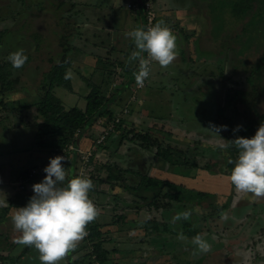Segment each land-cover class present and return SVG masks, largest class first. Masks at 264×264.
<instances>
[{
  "label": "rangeland",
  "instance_id": "obj_1",
  "mask_svg": "<svg viewBox=\"0 0 264 264\" xmlns=\"http://www.w3.org/2000/svg\"><path fill=\"white\" fill-rule=\"evenodd\" d=\"M12 2L13 0H10V3H8L10 4L9 6L5 3L1 4L3 9H0V30L5 27L10 29L17 23V25L14 26V31L22 34V36H20L21 42L9 48V50L15 52L24 48L25 54L32 56V58L23 66L24 74L22 76L28 82H18L15 86L17 88L20 86V88H25L13 90L12 92L0 96V151L4 152V154L0 156V184L8 185L9 183V186L6 187L10 188V191H5L7 197L5 196L0 200V205H14L10 215L15 214L16 210L21 208L20 206L28 204L31 197L35 194L33 192V185L41 183L46 176V173L43 174L45 168L41 165L32 170V175L28 177L27 180H21L20 178L19 172L22 169L26 168V166L31 168L33 164H42L44 158H49L48 153H50L52 149L50 147L42 149L41 147H34L31 144L41 125L42 118L39 117L35 106L29 110L24 108L19 109V103L21 102L24 105V103L35 102L37 100V93L40 91L39 88L46 82V74L44 71V73H42V70L52 66V62H48L49 55H56L57 53L55 52H60L62 44H64L63 47L71 44L73 47L76 46L79 48V50L72 49L69 52L70 56L75 59L74 66L69 71L73 80L74 91L69 92L64 88H55L53 91L54 94L63 101L67 109L72 107L85 109L86 101L84 98L88 94L89 89L83 77L86 76L96 81L98 76L95 70L100 66V62L98 63L95 59L92 60V65L91 59L87 58H90V56L85 54L92 53L93 55L94 53L99 56L111 58L113 57L112 55H115L117 59H112L115 60L116 70H119L122 68V60L124 61L127 56V61L129 62L131 53L136 50L134 42L131 40L128 41V44H125V46L118 47L119 49L114 48L116 49L114 50V54L113 51H111L112 48H105V52L102 50V40L98 37H92L91 32L87 35L85 34L86 27L77 28L78 33L70 35L68 32L71 29H65L64 26L70 25V23L72 24L78 18L79 21L86 20L87 17L89 18L88 12L92 14L93 12L99 13L100 16H104L106 20L109 19L110 21L113 12L119 13L128 11V6L133 8L134 11L140 10L139 8L135 10L136 7H134L133 4H139L140 0H82V6L78 7L79 5L77 4L72 8L70 7L69 0H16L15 4H11ZM75 2L81 1L75 0ZM152 2L153 9L158 15V23L161 21L164 22V18L167 16L169 9L176 10L177 8H181L182 4L186 5L185 8L188 7L190 9V12L183 10L179 11L180 13L176 12L179 16L168 15L173 16L171 21L167 22V27H169L177 37L176 43L179 56L167 69H162L157 63H154L151 71L152 81H150L149 86L144 90L138 92L136 100L134 98L136 91L131 89L129 93L125 92L120 94L115 104L110 106V109L112 107L115 113L122 114L121 120L125 119L130 126L126 127L128 131L134 127L135 130L148 132L149 135H159V137L165 139L164 141L166 143L171 144L173 148V150H171L172 157L168 155V158L182 165L174 166V171H169L171 173L168 174L167 185H173L174 187H171L173 191L179 190L181 192L180 200L186 203H201L202 205H207L206 202L203 203V199L205 198L204 195L207 194V199H209L208 202H212V205L223 207V205H228L229 203L228 196H218L216 192L218 189L216 178L211 175L210 170L222 171L224 174L230 171V161H232V159L230 153L224 146L225 142L221 140L222 144L219 145V141L210 137V139H207L203 144L193 143V141L198 140V137H201V135L197 136V134L188 131L182 132L175 129L173 126H181L186 130L195 129L196 131L197 129L205 135L207 133H209L208 135L216 134L211 129V125H216L209 121L214 120L220 113V118L218 119L217 117V119L222 121L224 125L219 124L218 127L227 126V130L229 128L233 129L232 131L230 130L232 132L230 135L231 139L227 137V130L219 132L223 134L226 133L227 136L224 135L225 138L227 137V139L232 142L240 136L243 137L244 134L242 131L234 132V129H236L238 125H242V129H246V138H252L258 130L257 128L260 126L255 123L258 118L256 113L257 110L255 105H253V98L260 94L258 92H264V89H259V86H261L259 82L257 83V91L255 92L252 81L249 82L248 79L255 74L257 76L259 73L264 72V62L260 69L256 68L255 65L257 63H252L248 59L249 54H251V52L253 53L254 49L244 50L242 49L243 47H237L238 38L236 34L237 31L241 30L242 26H244V23L239 20L240 17L236 16L232 10L236 4V0H152ZM165 4H167L168 9L165 7ZM93 5L99 8H92L94 7ZM78 8L82 10L81 14H79ZM129 11L134 12L133 10ZM19 14L20 17L25 18L22 23L17 20ZM82 16L85 17V19L82 18ZM175 27L178 29L176 30ZM255 29L259 34L264 32L263 28L260 27V23L256 25L254 30ZM189 30H193L196 33L188 36L184 35L182 32L185 31L189 33ZM87 36L93 42L89 43L91 49L88 48V44L85 41ZM257 39H260V47L263 48L264 34ZM26 41L28 45H30V49L28 50L31 54L27 51L26 44H24ZM95 42L99 45L93 48L91 44ZM13 43L14 42H12V44ZM35 44H39L41 47L45 45V50L42 48L39 52L38 50H34ZM243 45L245 46V44ZM125 48L127 50H125ZM246 48H248V46H246ZM181 49L184 50V52L181 51ZM75 50H77V52H75ZM256 52L258 55H262L264 51L259 50ZM109 53L111 56L108 55ZM2 55L3 52H0V56ZM138 71L139 68L136 73ZM153 76L157 78L153 79ZM221 77H223L222 80ZM105 79L107 83L105 86L107 94L111 95L115 93L117 86L116 83L113 82L112 77L106 76ZM160 79L161 81H158ZM220 81H222V83H220ZM214 82L215 85L213 84ZM218 85L222 86L223 90L225 88L231 90L223 92ZM185 88L187 89L183 92L182 90H185ZM238 90H241L239 94ZM12 100H16L15 104L10 102ZM139 100L141 102L136 104ZM5 102L8 105V107L6 106L8 109L7 111H4L3 107V103ZM124 108L129 110L127 114H123ZM137 111L142 113L143 118L150 120L159 127L152 128L153 125L146 126L145 124H142V127H136V124L132 121V114H135H133V117L137 116ZM100 128L102 129V127L99 126V129ZM101 129L100 132H102ZM151 129H154L152 130L154 131L152 134L149 132ZM166 131L172 135H165L164 133ZM182 133H184L185 136L181 135ZM118 134L120 133L111 131L105 142L107 143L109 138V140H112V138L117 137ZM90 135H92L93 139L89 138L88 134L83 136V140H81L80 143L81 150L85 152L90 151L93 154L94 150L99 148L96 156L106 161L110 158V162L113 161V166L115 164V167L121 170L120 172L114 171L115 175L121 173L120 176L124 179L123 181L119 180L118 184L132 186L137 182L136 180H144L143 176H138V171L132 172L126 170L129 167L138 170V164L141 163L139 161L140 158L135 155L133 149H130L132 146L134 149L136 147L139 149L142 148L139 141L130 140L133 133L129 135L128 139L124 140L123 144H121L116 151L115 146L111 145L112 148L109 151L110 153L107 154H105V149L100 147L98 142L95 143L98 136H100L97 134V131H93ZM7 146H9V148ZM57 156H62V154L57 153L54 158ZM84 157H86V155ZM48 161L50 160H45L44 162ZM155 161L154 159L153 162ZM184 161L188 162V164L184 165ZM197 164L202 167V170L200 168V179H191V176L199 170L198 168H190V166H197ZM208 165L211 166L207 167ZM104 175L106 176V173ZM10 179L13 180L10 181ZM149 181L150 180H147L146 183ZM65 185L66 183L64 182V185L61 186ZM110 186L113 187V185ZM110 186L105 187L109 193L108 195H99L97 197V195L91 194L93 201L98 203L101 207L98 219L102 216L103 218L100 221L105 222V217L111 215V205L127 204L123 199L124 196L129 199V202L134 199L138 201L137 203H139V205H144L139 196L136 198L125 189H120L119 191L118 186H115V190L108 189ZM153 186L156 188L154 191L156 192L158 187H156L155 184H153ZM234 192L233 194H235ZM137 193L140 194V196L153 195L152 191L145 193L144 189ZM221 210L223 211V209ZM250 212L252 213L251 217H257L260 212H264V207L252 208ZM145 213L148 214L147 217L149 218L154 217V213L148 211H145ZM214 214L217 215L218 213L215 212ZM156 217L161 218L159 214ZM204 222L205 220H200V225L203 226ZM241 222H243L241 226L244 227L245 220ZM8 223L9 221L0 214V230H5V224L7 225ZM210 225L211 226H205L208 230L207 234L213 233L207 240L217 245L216 247L220 249L223 248L222 245H226L224 247L230 246V244L238 245L243 243L245 245L246 243L241 241L245 240V237H249V234L245 233L243 228H236L234 226L230 228L221 218L211 221ZM255 227L259 229V231L261 230L260 228H264V219H255ZM202 231L204 234L206 232L205 228ZM232 232L234 234H231ZM213 237L214 239L224 240L218 242L215 241ZM257 237L258 235L256 238ZM139 240V238L135 239V246L132 249L137 252V250H140L138 248H142L148 254V240H146V243H140ZM229 240L231 241L229 242ZM262 240V243H264V237H262ZM258 245V243L255 246L253 245V248L258 247ZM153 246H156V244L153 243ZM176 247L180 248L181 246L179 244ZM231 247L234 249V246ZM178 248L174 249L177 252L178 259L182 263V261H184L183 257L188 256V253ZM250 248L251 247H248V249ZM85 251L84 249L83 252ZM5 252L6 251H4V253ZM168 252H170L169 249ZM8 253L12 254V262H16V260L24 256L21 245L18 248L16 247L13 252L12 249H10ZM135 254L138 255L139 253L137 252ZM129 257L130 256L127 255L125 259L119 260L118 258H113L110 260V264H118V262L120 264H127V258ZM27 258L28 257L23 258L24 262H26L25 260ZM178 259L173 260L174 264H178ZM66 262L67 259L61 263L65 264ZM252 263L259 264V257H255Z\"/></svg>",
  "mask_w": 264,
  "mask_h": 264
},
{
  "label": "trees",
  "instance_id": "obj_2",
  "mask_svg": "<svg viewBox=\"0 0 264 264\" xmlns=\"http://www.w3.org/2000/svg\"><path fill=\"white\" fill-rule=\"evenodd\" d=\"M146 0H140V7L143 8L144 15L146 16L145 12V5ZM135 6L137 4L134 3ZM233 12L236 14V16H239L244 23V26H242L241 30L237 31L236 37L238 38L237 41V47L240 46L243 47L244 50H251L254 49V52L249 54L248 59L250 62L257 64L255 65L256 68H259L263 65L264 62V52L262 55H258L256 51H264V47H260V39H257L259 36L264 34L262 32L261 34L254 30L256 25L260 23V27L264 30V0H236V4L234 5V8L232 9ZM156 24V19L155 23ZM145 25H146V17H145ZM65 29L70 28V25H65ZM71 29V28H70ZM147 30L146 28H144ZM254 30V31H253ZM72 29L69 30L68 33L72 35ZM254 32V33H253ZM1 38H0V52H3V55L0 56V96L12 92L13 90H21L23 88L15 87L18 82L24 83L28 82L26 79L23 78V67L21 69H14L11 65V63L8 60L9 54L12 53L9 48L14 47L15 45L19 44L21 42V38L17 36L18 33L14 31V27L12 28H4L3 30H0ZM22 36V34H20ZM230 36V35H229ZM16 37L20 40L19 43H13L16 40ZM70 38V37H69ZM30 43V42H29ZM34 44V42L32 41ZM245 44V46L243 45ZM62 44L61 51L55 52L56 55H49L48 62H52V66L48 69L42 70V73L45 72L46 74V82L43 86L39 88L40 91H38V97L37 100L30 104L26 105L24 103H19V109H26L29 110L32 107L37 108V112L39 117L42 118L41 125L39 126L38 131L35 134L34 140L31 142V144L34 147H41L42 149H46L47 147H50L52 150H50V153H48L49 158L43 160L42 164H33V166H36L34 168H38L39 166H43L46 168L49 166L50 161L44 162L45 160H50L51 158H54V156L57 155V153L62 154L66 159L62 161V164L67 172V177L65 183L76 177H80V172L82 168H86V173L83 176L84 178H90L93 181L94 189L89 193V196L91 198V194H94L96 192V187H99L98 183L102 182V179L96 178V173L93 171L95 169L97 161L96 159V151L93 152L89 156L88 163L84 159V155L88 152L82 151L80 146L81 140H83V136L88 134L89 138H92L91 133L93 131H97V134L100 135L101 132H99L96 127L99 126V121L104 120L105 124L108 125L115 121L116 114L110 109L111 102L113 100L114 95L109 96L106 91V76H110L113 79V82L116 83L117 90H116V96L119 95L121 90L124 89H131L132 87L136 86L135 81V73L137 69L139 68V64L135 67H131L129 65L124 66V71H117L115 67V61L112 59H108L110 57H104L95 55V58L100 66L96 68L95 73L98 76L97 80L94 81V79H90L89 77L84 76V80L87 82V87L89 89L88 94L85 96L86 101V107L85 109L79 108V107H72L70 109H67L64 106L63 101L57 97L54 94L55 88H64L68 90L69 92L74 91L73 81L72 77L70 76L69 79H65L66 74L69 73L70 69L74 66V58H72L69 54V52L73 49L79 50L76 46L67 45L64 46ZM6 46V47H5ZM27 51L30 53L28 49H30V45L27 44ZM45 45L41 47L39 44H35L34 50H38V52L42 49L45 50ZM248 46V48H246ZM5 48V49H4ZM42 48V49H41ZM4 49V50H3ZM24 49V48H22ZM75 50V52H77ZM32 52V51H31ZM27 53V52H26ZM31 54V53H30ZM51 54V53H48ZM146 55V53H144ZM110 55V53L108 54ZM28 56L27 61H29L32 56ZM27 63V62H26ZM44 71V72H43ZM255 73V72H254ZM95 76V75H92ZM223 77H221V80ZM249 82L252 81V84L254 85V91H257L258 85L257 83L260 82L261 86L260 88L264 89V72L259 73V75L249 77ZM222 82V81H221ZM231 89L225 88L222 91H230ZM241 92V90H238V94ZM260 93L257 97H254V104L255 108L257 110V121L255 122L256 125H261L264 123V92L260 91ZM16 100H12L10 102H13L15 104ZM247 102V101H246ZM7 103H3L4 111H7L8 109ZM218 119L220 118V113L217 115ZM244 118V117H243ZM218 124H223L222 121L218 120ZM242 120V119H241ZM127 121L125 119L120 120V122L116 123L113 127L112 132H118V136L116 137V142L121 144L124 140L129 138V135L133 133L132 137H130L132 141H139L141 146L145 149H151L152 147H156L158 150V154L162 156L164 159L168 158V155L171 156V150L173 148L171 146L164 147L162 142L160 143V140L157 138H154L149 135L147 132H142L135 130L134 127H132L129 131L127 130ZM130 127V126H129ZM229 128V127H228ZM258 129V128H257ZM230 128L226 131L227 134L230 132ZM239 131H242L244 136L243 138H246V129L243 128ZM225 133V132H224ZM239 133V132H238ZM226 136V133L224 134ZM108 137V136H107ZM106 137V138H107ZM241 137V136H240ZM239 137V138H240ZM99 138V136H98ZM98 139L95 143H97ZM106 141V140H105ZM105 141L99 144L101 147ZM235 140H233L234 142ZM70 144H74L77 149L75 150H69L67 152V148ZM228 144V150L230 152L232 161L230 163V174L232 169L234 168L235 164L232 163L237 160L238 158V149L233 144ZM49 152V151H47ZM90 152V151H89ZM185 162V161H184ZM188 164V162H185ZM177 164V162H176ZM107 168H110V165H105ZM115 166V164H114ZM31 167V168H32ZM29 168L26 166V168L22 169L19 174L21 180H27L28 177L32 175V170L34 168ZM113 167H111L112 170ZM130 171V170H128ZM110 172V171H109ZM120 172V171H119ZM45 174V172H43ZM121 174V173H120ZM119 175H114L113 172H110V175L108 176L107 181H110L111 185H113V189L115 190V186H118L119 190L122 188L120 186L119 180L123 181L124 179ZM37 175V174H36ZM34 176V174H33ZM16 179V178H15ZM147 180H150L151 183H146ZM153 184L158 187V190L155 191V187ZM171 187H174L173 185H167V182L159 179H150L148 177H144V180L139 185H126L123 188H125L127 191L130 192L134 197L141 198L144 205L142 207H135L139 210H145L151 213H154L155 211L158 212L160 210H171L175 209L177 207L178 202H180V191H173ZM144 190H151L152 194L151 196H140L138 194V191ZM99 192V191H97ZM206 195V194H205ZM92 199V198H91ZM93 200V199H92ZM95 205L98 208V204L93 201ZM136 205H139L137 203V200H134ZM225 209V208H223ZM221 211V210H220ZM126 210L124 208L115 207V215L113 217V223L111 225H101L98 223L97 219L90 223L87 226L88 235L87 237L82 241V243L77 247V249L70 253L67 257L69 259L68 264H84L83 259L89 261L88 264H107L110 260L108 257V251L105 250L102 246L103 244V238L107 235L114 232L115 228L121 227L126 219ZM220 215H211L208 217V221L210 222L215 220L216 217L218 218ZM190 224V223H189ZM186 225L187 228L185 229V234H188L189 236H195L197 232L193 230V225ZM143 231L145 234L149 233H155L160 234L164 232L165 230H168L166 225L162 223V221H159L157 217L150 218L146 220L143 223L142 226ZM86 250L84 252V255L81 258H74L75 255L83 250ZM174 259H178L177 252L174 249L173 252ZM179 260V259H178ZM180 261V260H179ZM185 261V260H184ZM181 262V261H180ZM186 262V261H185ZM188 264V263H186Z\"/></svg>",
  "mask_w": 264,
  "mask_h": 264
},
{
  "label": "crops",
  "instance_id": "obj_3",
  "mask_svg": "<svg viewBox=\"0 0 264 264\" xmlns=\"http://www.w3.org/2000/svg\"><path fill=\"white\" fill-rule=\"evenodd\" d=\"M70 1V7L72 8L74 5H79L78 7L82 6L83 2L82 0H80L81 2H75V0H69ZM16 0H13V2L11 4H15ZM183 2V1H182ZM2 3H5L7 6H9L10 4V0H0V9L2 8ZM186 3V2H183ZM134 4V3H133ZM94 7L92 8H99L98 6L93 5ZM185 4H182L181 8H177L176 10H172L169 9L168 10V14L167 16L164 18V24L167 26V22L171 21V18L173 16H168V15H177L176 12L179 11H186V12H190V9L187 7L185 8ZM165 7L167 8V4H165ZM140 10H137V9ZM3 9V8H2ZM1 9V10H2ZM75 9V8H73ZM127 9L129 10H133V8L131 7H127ZM168 9V8H167ZM79 14H81L82 10L80 8L77 9ZM123 11V12H113L111 20L109 21L105 19L104 16H100L99 13L93 12L92 13H87L89 15V18L87 17L86 20L83 21H79V18L73 22L72 24L70 23V28L72 29V35L77 34V28H81V27H86L84 30L86 31V35L89 34V32H91L92 37H98L100 40H102V44H103V48L102 50L105 51V48H112L111 51H113L114 54V50L119 49L118 47L120 46H125V44H128V41H131L132 39L129 37H126V33L129 31H132L133 29H136L138 27H142L143 29L145 28V15L143 12V8L141 9L140 5L137 4L135 10L137 11ZM180 13V12H179ZM21 14V13H20ZM19 14V18L17 20H19L21 23L24 21L25 18L20 17ZM179 16V15H177ZM81 17V16H80ZM82 18L85 19V17L82 16ZM157 18L158 15L156 13V23L157 22ZM166 20V22H165ZM186 24V23H185ZM17 23L14 25L16 26ZM13 26V27H14ZM175 29L177 30L178 28L175 27ZM3 30V29H2ZM145 30V29H144ZM184 35H190V34H194L196 33L195 31H191L189 30V33H186L185 31H182ZM20 32L19 34H17L18 37H20ZM86 43L88 44V48H90L89 43H93L90 38L87 36L85 38ZM94 41V40H93ZM20 40L16 37V40L14 41V43H19ZM24 44H27V41L24 42ZM23 44V45H24ZM97 45H99L98 43H94L91 44V46L93 48H96ZM116 48V49H114ZM183 49V48H182ZM184 52V50H182ZM87 50V49H86ZM125 50H127L125 48ZM106 52V51H105ZM89 54V55H88ZM87 56L88 59H91V64L93 65V61L95 58V55L93 53H87L85 54ZM144 57H147V54H143ZM111 56V54L109 55ZM113 59H117L115 55H112ZM181 56V54H180ZM111 57L108 59H112ZM87 59V60H88ZM112 59V60H113ZM115 61V60H114ZM95 64V62H94ZM139 64V61H127V56L125 57V60L121 62V69L117 70V71H124V66L125 65H129L131 67H135L136 65ZM154 63L151 65V69L153 68ZM118 66V65H117ZM152 71V70H151ZM159 72V71H158ZM214 75V74H213ZM157 78L156 76H153V79ZM152 79V75L149 79V82L147 84V86H149L150 81ZM156 80V79H155ZM73 81V80H72ZM158 81H161L158 80ZM220 83H222L220 81ZM215 85V82L213 83ZM146 86V87H147ZM219 86V85H218ZM145 87V88H146ZM220 89L222 90V86ZM136 87H132L131 89L135 90ZM145 88L141 89V90H137L136 93L134 94V98L136 100L137 96H138V92L144 90ZM131 89H124L121 90V92L119 93V95H114L113 100H112V104H115L116 99L118 98V96H120V94H123L125 92L129 93L131 91ZM187 88H185V90H182L183 92L186 91ZM113 94H116L113 93ZM113 94L109 95L112 96ZM141 101L139 100L138 102H136V104H139ZM34 103L30 102V103H25L26 105H30ZM111 110L113 111V108L111 107ZM114 112V111H113ZM1 113V112H0ZM115 113V112H114ZM117 115V113H115ZM134 114V113H133ZM132 114V121L136 124V127L140 126L142 124H145L146 126L148 125H153L152 128H157L159 126H156L157 124L152 123L150 120H147L145 118L142 117V113H139L137 111V116L133 117ZM135 115V114H134ZM138 124H137V123ZM212 124H215L217 127L219 126L218 122H217V116L214 120H210L209 121ZM162 126V125H161ZM160 126V127H161ZM175 129L182 131V132H191L194 134H197L198 140H194L193 143H197V144H203L207 139H210V137H213V139L219 141V145L222 144L221 140H223L225 142V148L226 150L229 152L227 145L231 143V141H229L227 139V137L230 138L231 135V131L233 129H231V131L229 132L228 136L225 138L223 133H218V134H211L208 135L209 133H207L206 135L203 134L202 132H199L197 129L195 131V129H183L181 126H173ZM96 129L100 132L99 126L96 127ZM154 129L149 130V132L152 134L154 131H152ZM167 130V129H166ZM163 131V130H161ZM145 132V131H144ZM165 135H172L171 133H169L168 131H166L164 133ZM181 135H184V133H182ZM154 138H157L160 140V143L162 142L164 147H167L168 145L171 146L170 143H166L163 137H159V135H150ZM185 136V135H184ZM183 136V137H184ZM185 138V137H184ZM188 138V137H187ZM110 139V138H109ZM108 139V140H109ZM231 139V138H230ZM107 143L105 142L101 147H103L105 149V154L110 153L109 151L111 150V145L115 146V151L121 146V144H123V142L121 144L116 142V137L112 138V140H109ZM235 140V139H234ZM137 142V141H136ZM233 142V141H232ZM81 143V142H80ZM136 144V143H135ZM232 144V143H231ZM141 146V144H140ZM9 148V146H7ZM81 148V144L79 146ZM142 147V146H141ZM99 148L95 149L94 151H98ZM133 149V152L135 153L136 156H138L140 158V162L138 164V170H134L133 168H127L126 170H130L132 172H139L138 176H143V178L146 176L150 179L154 178V179H159V180H163L165 182H168V174H170L172 171H174L173 167L177 166V165H182V164H176L177 161H173L170 158L164 159L162 156H160L158 154V150L156 147H152L151 149H145V148H138L136 147L135 149L133 148V146L130 148ZM11 151V150H10ZM114 151V152H115ZM11 153V152H10ZM187 154H189L188 152H186ZM230 153V152H229ZM4 152L0 151V156L3 155ZM172 157V155H171ZM231 157V155H230ZM97 161H99L98 163H96V165L94 166L95 169H93V171H95L96 173V178L98 179H102V182H99L98 185L99 187H96V192L94 193L95 195H97V197L100 195H108V191L106 190V186H110L112 182L107 181L108 176L110 175V172H113V174L115 175L114 171H121L119 169H117V167L113 166V161L110 162V158L109 160H102L100 159L98 156H96ZM156 160L155 162H153V160ZM232 159V158H231ZM219 161V160H218ZM216 162V161H215ZM187 163H184V165H186ZM105 165H110V168H107ZM211 165H208L207 167H210ZM36 166H33L32 168H34ZM31 168V169H32ZM190 168H198L199 171H196V173L193 174V176H191V179H200V168L202 170V167H200L198 164L197 166H193L191 165ZM1 170V167H0ZM223 170V169H222ZM110 171V172H109ZM171 171V172H169ZM106 173V176L104 175ZM210 173L213 177L216 178V182L218 185V189L216 190L218 196H228V200L229 203L228 205H223V207H219L218 205H212V202H208L209 199H207V194L204 195V199H203V203L206 202L207 205H202L201 203H186L185 201L181 200L180 202L176 203L177 207L175 209H171V210H160L158 212H154V217H156L158 214L161 216V218H157L159 221H162L163 224L166 225L168 230H165L164 232L160 233V234H155V233H149V234H145V232L142 229L143 223L150 219L147 213H145V210H139L135 207H142V205H136L134 202V199L131 200V202H129L128 198H126L125 196L123 197L125 203V205H111V215H107L105 217L106 221L102 222L100 220H102L103 216L100 217L99 219L97 218L98 223H100L101 225H111L113 223V216L115 215L114 211H115V207H120V208H124L126 210V219L124 224L121 227L115 228L114 232H112L111 234H109L110 236H106L103 238V248L105 250L108 251V257L109 260L113 259V258H118L119 259H125V256L129 255L130 257L127 258V264H174L173 260H174V256H173V250L174 248L177 249L178 247H176L177 245L180 244V248L183 251H187L188 256H184L183 259L186 261H182V263L178 260V264H253L252 262L254 261L255 257H259V264H264V243H262V237H264V228H260L261 230L259 231V229H257L255 227V219L257 220H262L264 219V212H260L259 215H257V217H251L252 213L250 212L252 208L255 207H264V198L261 199H253L250 195L251 194H246L243 192H237L235 190V187L230 183V181L227 179V177L230 175V172L227 173H223L222 171H218V170H210ZM105 176V177H104ZM204 176V175H203ZM13 179H10V181ZM134 185H139L142 181H138ZM102 185V186H101ZM8 185H2L0 184V200H2L5 196L7 197V194L5 193V191H10ZM121 189H125L123 188V185ZM214 187H215V183H214ZM108 189H112L113 187H109ZM126 190V189H125ZM99 191V192H97ZM120 191V190H119ZM127 191V190H126ZM235 191V192H234ZM129 192V191H127ZM145 193L147 192H151V190H144ZM233 192L235 194H233ZM130 193V192H129ZM202 193V192H199ZM204 194V193H203ZM111 195V194H110ZM116 196V195H115ZM120 197V195H119ZM98 204V203H97ZM180 205V206H178ZM27 205H22L20 207H25ZM0 214L1 216H4V218L9 221V223L6 225L5 227L6 229L4 230H0V263L1 264H40L39 261V253L37 252V250L34 247H28V246H22V252H24V256L20 257L18 260H16V262H12L11 261V253L9 254L8 252L10 251V249H12V252L14 251V249H16V247L18 248L20 245L14 243V241L16 239L19 238L20 233L17 232L14 229L13 223H12V216L14 215H10L12 208H14V205H0ZM225 208V209H223ZM16 209V207H15ZM98 209L101 210L100 205H98ZM223 209V211L221 210ZM245 209V210H244ZM179 210V211H176ZM186 210H193V214L191 216V218L189 220H180L178 221L176 224H172L171 223V219L173 216H175L177 213L186 211ZM221 210V211H220ZM217 212L218 215H220L223 212H226L228 215L227 220H224L225 224H227L230 228L231 227H236V228H243L244 232L249 234V237H245V240L241 241L246 243L245 245L242 244H238V245H234V244H230V246L224 247L226 245H222L223 248H217L215 244H212L210 241L207 240L208 237H210L213 233H209L207 234V228L205 226L210 225V222L207 220L209 216L211 215H215L214 213ZM218 218H221V216H219ZM216 217L215 220L218 219ZM200 220H205L204 225L201 226L200 224ZM245 220V225L244 227L241 226V224L243 222L241 221ZM214 221V220H213ZM193 225V230H195L197 232V234H201L203 235V237L208 241V243H210L212 245V249L209 253L207 254H197L196 251V246L193 244L192 240L193 237L195 236H189L188 234H185V229L187 228L186 225L188 224ZM189 224V225H190ZM205 228L206 232L203 234V229ZM183 232L184 235L187 237L186 240H178L177 236L180 232ZM231 234H234L233 232ZM258 235V237L256 238V236ZM126 238V240H125ZM140 239V243H146V240H148L149 242V253L147 254L142 248H138L140 250H137V252L139 253L138 255L135 254L137 253L136 250L134 251L132 248L135 246V239ZM215 241L221 242L224 239H214ZM231 240H229L230 242ZM147 242V243H148ZM228 242V244H229ZM121 243V244H120ZM153 243L156 244V246H153ZM259 244L258 247L253 248V245L255 246L256 244ZM81 244V243H80ZM79 244V245H80ZM158 245V246H157ZM263 245V246H262ZM115 246V247H114ZM234 246V249H232ZM262 246V247H261ZM248 247H251L250 249H248ZM178 248V249H180ZM237 248V249H236ZM168 249L170 250V252H168ZM4 251H6L4 253ZM192 253V254H191ZM84 255L83 251L78 252L74 258H81ZM24 257H28L24 262ZM23 259V260H22ZM67 259V262L65 264H68L69 259ZM89 261L83 259V263L84 264H88ZM62 264V263H61ZM110 264V261L107 263ZM118 264H120L118 262Z\"/></svg>",
  "mask_w": 264,
  "mask_h": 264
},
{
  "label": "clouds",
  "instance_id": "obj_4",
  "mask_svg": "<svg viewBox=\"0 0 264 264\" xmlns=\"http://www.w3.org/2000/svg\"><path fill=\"white\" fill-rule=\"evenodd\" d=\"M125 35L132 39L136 48L129 59L139 61V71L134 74L138 87L144 86L153 63L167 69L179 56L177 37L163 21L147 30L138 27ZM144 53L147 54L146 58ZM27 59L22 48L8 57L14 69H21ZM70 76L69 72L65 79ZM211 129L218 134L226 131L227 126L211 125ZM241 129L242 125H238L234 132ZM231 143L239 154L237 160L232 162L235 166L227 179L237 192L251 194L253 199L264 198V123L252 138L240 137ZM65 159L64 156L50 159L49 166L44 169V180L33 185L35 194L27 206L18 208L12 216L14 229L20 233L14 243L34 247L39 253L40 264H61L87 237V226L100 215V210L89 196L94 189L90 178H72L65 186H61L67 177L62 164ZM192 214L193 210L177 213L171 223L174 225L182 219L189 220ZM220 216L223 220L228 218L226 212ZM177 239L186 240L187 237L181 231ZM192 242L197 254H207L212 249V245L201 234L193 237Z\"/></svg>",
  "mask_w": 264,
  "mask_h": 264
},
{
  "label": "built area",
  "instance_id": "obj_5",
  "mask_svg": "<svg viewBox=\"0 0 264 264\" xmlns=\"http://www.w3.org/2000/svg\"><path fill=\"white\" fill-rule=\"evenodd\" d=\"M134 7H136V6L134 5ZM144 7H145V12H146V16H145L146 17V25H145V28L147 29L150 26H154L155 19H156V11H154V9H153L152 0L151 1L150 0H146V3L144 5ZM150 77H151V73H150L149 78L145 81L144 86L143 87H138L136 85L135 86L136 87L135 91L145 88L147 86L148 82H149ZM128 112H129V110L127 108L123 109V114H127ZM121 116H122V114H117L115 116V121L110 123V124H108V125H104L105 121L103 119L99 121V126L102 127V129H101L102 132H101V134H100V136L98 138V141H97L98 144H100V143H102L103 141L106 140V137L113 130V127L115 126V124L120 122ZM67 149H68L67 152H69V150L70 151L71 150H75V149H77V147L74 144H70ZM91 154H92L91 152H88V153L85 154L86 157H84V159L86 160L87 163L89 161V156ZM85 171H86V168L85 167L82 168V170L80 172V177H83L85 175V173H86Z\"/></svg>",
  "mask_w": 264,
  "mask_h": 264
}]
</instances>
